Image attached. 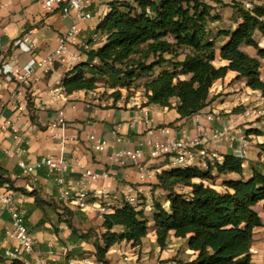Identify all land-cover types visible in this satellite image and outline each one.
<instances>
[{
    "label": "crops",
    "instance_id": "0c3cea01",
    "mask_svg": "<svg viewBox=\"0 0 264 264\" xmlns=\"http://www.w3.org/2000/svg\"><path fill=\"white\" fill-rule=\"evenodd\" d=\"M111 1L94 0L89 8L92 18L82 22L78 42H87L93 36L96 26L109 11ZM206 1L214 7L213 13L221 16L210 22L209 26L210 36L218 37L220 47L227 38L218 36L219 31L235 29L238 25L231 6L233 0H223L230 9L227 15L221 7V0ZM240 1L250 5L264 3V0ZM70 23L71 19L60 10L45 9L42 0H0V168L5 170L4 177L13 181L16 189H10L16 193V201L27 211V224L35 237L33 250L18 257L25 264H101L95 257V248L91 243L79 241L78 244H72L68 241L72 230L67 219H71L74 226L82 230L96 227L98 231H104L103 215L121 206L127 194L137 195L136 204L145 201L147 207H150L153 198L163 194L161 189H153V185L157 183V173L168 167L167 160L152 159L146 152L143 162L146 171L142 173L134 165H113L111 155L114 152L137 148L151 137L166 140L190 136L200 137L203 141L201 147L210 155L216 154L220 160L226 153L240 156L239 138L244 132L240 123L242 120H251L250 114H262V108L259 111L234 112L237 107L255 106L254 100L259 99L261 93L247 87L244 79H235L237 73L231 70L211 88L210 94L214 99L197 114L185 118L180 117L175 100L173 107L169 108L157 104L146 105V97H133L129 101L115 102L112 98L103 101L98 97V89L67 94L63 86L66 73L78 62L86 60L80 43L73 45L70 50L72 55L81 54L80 60L57 62L49 72L35 68L27 81L3 71L5 65H8V69L17 63L25 64L30 58L40 59L53 51L57 47L58 36L68 30ZM31 29H37L40 38V47L33 54L15 45V41ZM255 37L263 46L264 36L257 32ZM242 48L250 55L257 56L254 47L244 45ZM214 63L217 66L228 63L221 58L220 49L217 50ZM29 96L33 103L32 111L28 106ZM61 112L66 125L53 128ZM32 114L36 116V122L31 119ZM210 114L214 116L212 120L208 119ZM6 121H11L15 126L18 140L14 139L11 129L3 128ZM255 124L244 127L254 128ZM223 126L228 127L230 134L237 139L222 142L212 140L211 130ZM92 134L105 142L104 150L95 148V142L89 139ZM246 134L253 144L246 160L251 167L249 173L245 170L248 177L254 168L264 171V150L259 146L264 144V135ZM119 136L122 137L121 141L117 140ZM47 156L67 163L65 176L67 182L74 186L73 194L81 189L86 190L91 206L101 205L104 210L95 206L83 210L71 197L61 198L60 186L47 166L36 169L33 174H25L18 165L21 160L32 164ZM196 159V164L205 168L202 159ZM87 170L98 174L107 173L108 177H84L83 173ZM225 178L237 179L239 176L230 174ZM223 179L219 178L218 183ZM217 188L223 189L221 185ZM25 191H37L43 202L37 205L35 197ZM94 217L99 225H95ZM10 225L11 215L0 204V246L4 250L12 244L4 241L6 228ZM126 245L138 250V253L125 256ZM76 246H82L86 252L67 259L68 251ZM114 246L120 252L110 250L108 259H113L112 264H187L197 256V252L189 248L187 239L178 238L174 233L162 249L157 244L155 229L149 232L140 246H133L126 241ZM252 252L254 260L264 264V225L255 228Z\"/></svg>",
    "mask_w": 264,
    "mask_h": 264
},
{
    "label": "trees",
    "instance_id": "16d2710c",
    "mask_svg": "<svg viewBox=\"0 0 264 264\" xmlns=\"http://www.w3.org/2000/svg\"><path fill=\"white\" fill-rule=\"evenodd\" d=\"M231 6L238 25L219 31L218 36L227 38L219 47L218 37L210 36L209 26L221 16L213 13L214 7L206 0L111 1L109 11L87 41L88 48L82 50L86 60L66 73L65 92L93 91L101 80L113 88H130L138 78L148 77L145 104L172 108L175 100V108L185 118L214 99L211 88L231 70L237 73L235 79H244L247 87L264 97V47L255 37L257 32L264 36V3L247 6L233 0ZM243 45L254 47L257 56L243 50ZM218 49L226 65L214 63ZM121 97L118 90L112 98L116 102ZM28 106L32 111L30 96ZM242 108L234 112H242ZM31 119L36 122L34 114ZM248 134L264 135V130L253 128ZM259 146L264 150V144ZM202 162L205 168L195 164L158 172L153 189H161L163 194L153 198L150 207L145 201L132 204L124 199L121 206L103 215L104 231L96 227L82 230L67 219L72 230L68 241L91 243L97 261L109 264L108 253L114 245L126 241L140 246L155 229L162 249L172 233L187 239L189 248L197 252L187 264H258L252 246L255 228L264 225L256 209L261 204L264 212V171L254 168L246 177L245 159L232 153L223 154L222 160L213 157ZM4 173L0 168V184L16 189ZM230 174L239 178H225ZM26 194L34 196L37 205L43 202L37 191ZM85 252L82 246H76L66 258ZM0 264L25 263L18 258L9 260L0 246Z\"/></svg>",
    "mask_w": 264,
    "mask_h": 264
},
{
    "label": "built area",
    "instance_id": "2783aa9c",
    "mask_svg": "<svg viewBox=\"0 0 264 264\" xmlns=\"http://www.w3.org/2000/svg\"><path fill=\"white\" fill-rule=\"evenodd\" d=\"M93 2L94 0H42L45 9L49 11L60 10L64 16L71 19L68 30L58 36V44L53 51L47 53L40 59L30 58L25 64L17 63L14 67L8 69L6 68L8 65H5L3 71L11 72L21 81H27L32 77L35 68L42 69L44 72H49L57 62L69 63L70 61L80 60L81 54L72 55L70 50L73 45L80 43L77 40L82 30V22L92 18L89 8L92 6ZM246 5L250 6V4ZM15 45L24 52L33 54L40 47V38L37 34V29H31L23 36L19 37L15 41ZM80 46L82 50L88 48L87 42H81ZM260 99V103L264 106V97L260 95ZM213 118L214 116L212 114L208 116L209 120ZM65 125L66 121L63 112H61L58 121L53 124V128L59 126L63 128ZM3 128L11 129L14 132V139L18 140L16 128L12 125L11 121H6ZM210 138L216 142L237 139L236 136L230 134V129L225 126L213 128ZM89 139L95 142V148L97 150L105 149V142L99 140L95 134L90 135ZM117 140L121 141L122 137H117ZM239 144L240 157L247 160L248 152L253 144L246 136L239 138ZM201 145H203V141L200 137L185 136L180 139L169 138L166 140H158L151 137L145 142H141L137 148L114 152L111 155V163L118 166L134 165L139 167V170L144 173L146 171V166L143 162L146 158V152L149 153L152 159L162 158L167 160L168 167L193 166L196 164L197 157H200L202 160L217 157L216 154L210 155ZM145 147L148 149H145ZM18 150L21 149L18 148ZM18 165L25 174H33L36 169L47 166L49 172L55 175V181L60 186L61 198L71 197L83 210L95 206H91L89 203V195L86 190L81 189L76 194H73L74 186L67 182L65 176L68 170V165L65 161L56 160L51 156H47L32 164L21 160L18 161ZM83 176L92 179H100L108 177V174H98L87 170L83 173ZM1 190L3 191L1 192ZM130 191H132V189H130ZM15 195L16 193L11 190L7 184H0V204L2 209L11 215V225L6 228L4 237L5 242L12 243L11 246L5 249V255L9 260L30 253L35 245V237L29 230L27 224V211L16 201ZM126 198L130 203L136 204L138 196L130 193L126 195ZM95 207L101 211L104 210L101 205ZM111 250L115 253L120 252V249L115 246L112 247Z\"/></svg>",
    "mask_w": 264,
    "mask_h": 264
},
{
    "label": "rangeland",
    "instance_id": "374dc122",
    "mask_svg": "<svg viewBox=\"0 0 264 264\" xmlns=\"http://www.w3.org/2000/svg\"><path fill=\"white\" fill-rule=\"evenodd\" d=\"M221 1L223 3V4H221V7L224 10L223 12H225L224 14L227 15V12H229V14H230V9L228 8V4H225L223 0H221ZM229 14H228V17H229ZM263 43H264V39H263ZM263 47H264V44H263ZM184 53H187V52L184 51ZM261 61H262L261 76H262V78H264V59L261 60ZM148 80H149L148 77H140L131 85L130 88H128V87H120V86L113 88V87H111V85L108 82H106L105 80H101L99 82V87H98L97 94H98V97L101 100H103V101H110V99L115 95V92L118 91V90H120L121 93H122V97L120 98V100H123V101H129L133 97L143 98V97H145L144 84ZM260 101H261L260 98L254 100L255 106H253V107H250V106L244 107V106H242L243 107L242 108L243 109L242 112H248V111L253 110V109L259 111V108H262L261 109L262 110V114H257L258 116H252L250 114L249 117H251L250 118L251 120H247V119L246 120H242V122L240 123L239 126H243V129H244L243 130L244 131L243 132V136L248 137L246 133H248V131H250V129H253L251 127H244V125H250V124L256 123L254 129L264 130V106L260 103ZM244 168H245V170L248 173L250 172V168L251 167L247 164L246 160H245V163H244ZM256 209L264 217V212L262 210L261 204L258 205L256 207ZM147 213H148V216L151 218V216H152L151 215V211H148ZM94 219H95L94 220L95 225H99L96 217H94ZM150 225H153V224H150ZM150 232H151V230H150ZM125 249L127 251V254H124V255L127 256V257H129L130 254L138 253V250H133L131 248V246H129V245H126ZM110 255L112 257V254H110ZM112 261H113V259H109V264H112ZM145 264H151V263L146 262Z\"/></svg>",
    "mask_w": 264,
    "mask_h": 264
}]
</instances>
